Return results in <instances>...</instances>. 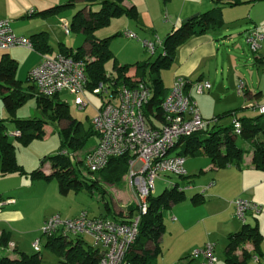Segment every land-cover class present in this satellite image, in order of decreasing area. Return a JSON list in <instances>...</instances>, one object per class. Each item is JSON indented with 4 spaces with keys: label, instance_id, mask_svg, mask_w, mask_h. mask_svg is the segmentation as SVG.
Listing matches in <instances>:
<instances>
[{
    "label": "crops",
    "instance_id": "obj_1",
    "mask_svg": "<svg viewBox=\"0 0 264 264\" xmlns=\"http://www.w3.org/2000/svg\"><path fill=\"white\" fill-rule=\"evenodd\" d=\"M32 1L0 0V18L10 21V26L16 35L30 38L34 34L44 31L47 33V40H49L56 35L59 29L63 31L60 25L61 20H66L70 26L71 20L69 21L68 17L71 15L65 14L64 8L51 15L40 14V12L56 6L49 5H64L68 0H46L39 3H32ZM261 3L264 2H244L236 6H224L222 10L223 25L220 28H213L202 35L192 36L180 45L176 50L171 67L162 70L160 73L163 86L166 89L165 95L177 78L185 79L187 82L208 81L211 88L201 95L204 97V103L195 102L192 96L196 93L190 86L188 87V93L195 102L201 117L207 120L235 109H246L245 112H254L248 107L251 103L264 105V94L262 92L253 94L248 84H244L242 77L237 75L235 49L230 47L233 42L232 31L236 22L248 18L256 26L258 22L264 23V13L258 14L255 11L256 4ZM122 6L125 8L134 7L136 11L134 20L121 17L125 18L123 22L128 29L125 32L134 33L141 43L144 40L152 39L154 35L163 43L165 37L180 27L183 20L212 9L215 6V1L123 0ZM259 10L263 11L264 9L259 8ZM258 29L262 31L261 28ZM263 41L264 34L262 33V40L259 42L260 47L256 52L262 48L261 43ZM21 49L24 48L0 50V60L3 55H6L15 60L18 66L22 59L16 55L17 51ZM35 53L40 58L37 62L39 64L43 54ZM254 61L264 71V55L255 56ZM38 64H34L28 73ZM133 73L134 71H129L127 75L134 77ZM240 83L243 84L242 91L245 92L242 105L235 104V91L237 95H240L237 93ZM240 112V117H252L242 115ZM95 139L96 145V136ZM203 158L207 163H203L199 175H197L198 178L195 179L188 175L184 158V169L186 177L189 178H179L172 182V184H179L180 187L188 186L189 188H186L185 191H191L192 196L188 201L185 195V199L179 204H175L171 209L176 212V216L170 217L172 225L167 234V244L164 242L165 229L161 236V254L157 258L156 264H202L203 259L193 257V253L208 243L214 245L216 257L214 264H226L227 237L231 233L240 231L243 224L236 217L232 204L233 200L237 198L255 202L262 206L261 213H248L245 221L246 224L256 226L262 236L259 252L257 253L250 243L244 244L241 249L235 252L236 261L239 263H245L250 259L258 263L259 258H254V256L252 258V255L257 253L264 257V172L253 167L251 153L244 156L241 167L229 165L218 169L208 157ZM42 169L45 174L49 173V166ZM3 178L6 180L3 183H6L8 187L0 189V201L5 202L0 211V234L4 232L8 236L7 250L16 249L26 254H33L32 242L39 239L43 222L47 217L53 215L50 211L45 210L41 218L34 220V212L44 193H48L50 188L51 191L55 190L53 183L55 180L34 179L29 181L27 176L22 177L17 174ZM210 182L213 183L212 186L201 195L202 187ZM195 195H198L199 198L201 196L203 201L194 203L192 197ZM8 200L13 201L8 203L6 202ZM179 206L181 209H177ZM260 216H263V228H261ZM164 245L166 248H162Z\"/></svg>",
    "mask_w": 264,
    "mask_h": 264
},
{
    "label": "trees",
    "instance_id": "obj_2",
    "mask_svg": "<svg viewBox=\"0 0 264 264\" xmlns=\"http://www.w3.org/2000/svg\"><path fill=\"white\" fill-rule=\"evenodd\" d=\"M77 1H83L85 6L74 14L70 28L85 35V44L79 46L75 51L67 48L64 44H60L58 54L84 62L87 90H92L98 83L107 81L108 75H112L118 82L129 87H132L136 80L144 82L151 91V98L144 108L150 121H153L152 118H160L161 103L166 96V89L163 86L160 73L162 70L171 67L177 48L192 36L202 35L213 28H220L223 25L222 10L224 6H236L244 2H264V0H214L215 6L212 9L187 18L186 22L165 37L162 43V53H159L155 60L131 66L118 65L114 59L111 71L108 72L105 65L114 58L109 47L110 38H97L94 33L98 28L109 24L113 18L126 17L134 20L136 18L135 8L123 7V0H99V9L92 11L89 6L96 3L97 0H68L66 4L50 7L40 12V14L51 15L59 9L73 6ZM82 13H84V17L81 15ZM30 39L35 52L51 54L46 32H38ZM16 69V61L3 55L0 60V99L5 109L13 112L28 97H35L38 109L43 113L50 111L51 115L48 118L50 121L65 122L66 125L59 130L61 139L59 153L45 158L42 163L43 165L45 163L50 164L49 173L45 174L43 167L26 172L17 164L15 145L9 140L8 135L3 132L5 125L4 121L0 120V177L17 174L29 176L32 180H55L59 194L63 196L71 189L98 188V180L88 186L78 179L74 169V165L78 163H75L69 156V154H72L71 152L83 150L90 136H96L92 126L90 125L89 131H83L81 123L70 115L68 105L57 101V95L51 98L38 95L28 76L26 78L28 87L25 89L22 82L15 78ZM129 71L135 72L134 77L131 78L127 75ZM239 112L240 109H235L216 117L218 124L180 140L174 150L179 149L177 154L183 157L187 155L208 157L218 169L229 165L241 167L244 156L251 153L253 167L264 172V115L240 117ZM232 113L236 115L241 123L240 135H235L230 125L220 126L219 124L222 117L230 118ZM12 121L16 126L15 131L20 133L18 137H15L16 142L20 144L26 145L31 140L41 138L45 134L46 120L36 118L13 119ZM204 132L206 136L202 134ZM238 137L246 143L248 148L238 145ZM63 151L68 154H62ZM130 160L131 157L128 155L110 158L107 165L99 171L102 180L108 184L120 182L122 177L129 171ZM180 178L188 179L189 177ZM184 199V189L177 183H174L171 188L165 189L158 196L153 195L148 198L147 212L141 217L136 240L125 257L129 264H156L157 258L161 254L160 240L165 229L161 219L162 210ZM192 201L201 203L203 198L195 195L192 197ZM106 209L110 210L108 204H106ZM134 211L135 206H129L128 216L131 217ZM42 238L45 239L43 247L52 251L57 256L60 264L99 263L100 255L98 251L90 246H84L82 239L61 236L44 238L41 235ZM261 239L262 236L256 226L243 223L240 231L231 233L227 237L226 264H242L236 261L235 252L246 243L252 244L254 250L258 253ZM7 245L8 236L3 232L0 234V264H43L40 256L41 246L39 251L26 254L16 249L9 251L6 249Z\"/></svg>",
    "mask_w": 264,
    "mask_h": 264
},
{
    "label": "built area",
    "instance_id": "obj_3",
    "mask_svg": "<svg viewBox=\"0 0 264 264\" xmlns=\"http://www.w3.org/2000/svg\"><path fill=\"white\" fill-rule=\"evenodd\" d=\"M60 25L68 35V22L61 20ZM124 36L138 40L131 32H125ZM261 40L262 35L258 28L247 34V44L252 52L259 49ZM142 45L150 56L162 53V42L156 35L150 40L142 41ZM11 48L34 51L30 38L16 35L10 21L0 18V50ZM28 78L40 96L51 98L66 92L74 97V104L79 109L87 105V78L82 60H74L60 54H43L40 63L28 73ZM189 86L196 94H204L211 88L208 81L187 82L182 78L175 79L161 103L160 118H152L153 121L149 120L144 111L151 98V91L140 80H136L134 85L129 87L108 75L107 81L98 83L90 90L101 98V104L91 120L97 142L84 156L83 164L88 172L96 173L107 165L110 158L130 156L128 178L133 189L135 211L131 217L127 215L123 219L90 217L86 212L69 219L53 214L46 218L40 228L44 238L61 236L83 239L87 236L93 242L92 248L100 255L98 264H129L125 257L136 240L141 217L147 212L148 198L153 196L154 192V181L164 177L163 173L179 178L186 176L184 157L177 153L170 155V152L180 140L218 124L216 117L208 120L201 117L188 93ZM242 90L243 84L240 83L237 93L241 94ZM248 107L264 115V105L251 103ZM229 120L233 133L240 135L241 123L234 113ZM19 135L18 131L11 133L13 137ZM62 154L68 153L63 151ZM212 184L210 182L202 187L200 194ZM186 188L189 187H183L184 190ZM4 204L5 202L0 201V211ZM232 204L236 217L242 223H245L248 213L259 214L262 211L260 204L242 198L233 200ZM40 241L41 239H36L31 244L35 252L40 250ZM193 257H201L202 264H214V245L205 244L193 253Z\"/></svg>",
    "mask_w": 264,
    "mask_h": 264
},
{
    "label": "rangeland",
    "instance_id": "obj_4",
    "mask_svg": "<svg viewBox=\"0 0 264 264\" xmlns=\"http://www.w3.org/2000/svg\"><path fill=\"white\" fill-rule=\"evenodd\" d=\"M46 0H33L32 3L42 2ZM57 4H52L53 6ZM256 12L264 13V10L261 11L259 8L264 9V3L256 4ZM48 6V7H49ZM85 6L83 2H75L73 6L66 7L65 14L69 16V21H72V17L75 13L82 10ZM92 11H97L100 7L99 0L96 3L89 6ZM47 8V7H45ZM42 10V9H41ZM83 17L84 13L81 14ZM125 18H113L110 23L106 26L98 28L94 35L97 38H110V50L112 51L114 58L109 60L105 69L110 72L114 59L118 65H131L153 61L157 57L150 56L144 49L141 41L135 39H128L124 36V33L127 27L124 25ZM254 27L261 28L260 34H264V23L261 24L258 22V25H254L249 21L248 18L242 19L240 22H236L235 28L233 29V42L230 47L235 49V68L238 69V76L242 77V82L247 83L250 91L253 94L262 92L264 94V71L263 68L257 65L254 61L255 56L264 55V41L261 43L262 48L258 52H252L249 45L246 44V37L249 31L254 29ZM235 30V31H234ZM262 32V33H261ZM85 35L81 32L72 30L70 28V34L66 35L62 30L56 33L54 37H51L48 40V44L51 48V54L56 55L59 53L60 44H64L67 48L75 51L79 46H84L85 44ZM22 59L19 61L17 66V71L15 78L22 82L23 87L27 88L28 83L26 81L28 70L34 65L38 64L40 60L38 54L30 50H18L17 55ZM135 75V72L133 73ZM234 92V91H231ZM234 94V93H233ZM202 94H193V99L195 102L204 103V97ZM243 94L237 95L235 91V104L242 105ZM205 96V95H204ZM57 101L66 103L68 105L70 115L80 122L83 131L87 132L90 130L91 120L95 115L96 109L101 104V98L90 90L85 91V101L87 105L79 109L74 104V97L69 95L66 92H61L57 95ZM235 105V106H238ZM241 108V107H240ZM240 114L247 116H257V111L254 112H245V110H240ZM51 115L50 111L43 113L38 109L36 104L35 97H28L21 105L17 106L13 112L5 109L2 100L0 99V119H3L5 125L3 132L8 135L9 140L15 145V158L19 166H21L26 172H31L32 170L39 169L41 167L49 166V163L42 164L45 158L56 155L60 151V136L59 130L65 127V122H52L48 118ZM221 116V115H219ZM218 116V117H219ZM43 119L47 121L45 124V134L41 138L31 140L26 145L16 142V138L11 136V132L16 130L15 123L13 119ZM220 126H227L229 124V119L222 117L220 120ZM206 136L205 132L202 133ZM95 136H90L87 139L85 147L83 150L71 152V159L78 164L74 165V169L78 175V179L86 183V185H91L92 182L98 180V188H88L82 187L77 190L71 189L66 195H60L57 189V183L54 181L55 190L44 193L41 201L38 203V207L35 209L34 220L41 218L45 210L51 212V214H59L63 219H69L78 216L81 212H86L88 216H106V217H116L124 218L128 215V207L134 205V195L133 189L130 185V180L128 178V173L122 177L121 181L118 183H106L102 180L100 172L88 173V170L84 166L83 159L85 154L90 151L95 145ZM238 145L248 148L246 143L240 138H237ZM179 149L173 150L170 152V155L177 153ZM248 153L246 154V156ZM185 158V168L188 175L193 176L195 179L198 178L200 169L203 166V163H207L205 158L202 156L193 157L187 155ZM245 161V160H244ZM165 180L161 178L154 181V196H158L165 189L172 187V182L179 179L175 175H170L163 173ZM196 175V176H195ZM20 176V175H19ZM18 177V176H17ZM24 177V176H22ZM31 181L32 179L28 176ZM4 178L0 177V189L8 187L6 183H3ZM33 181V180H32ZM165 181V182H164ZM182 181V180H181ZM180 182V181H179ZM3 183V184H2ZM30 183V182H29ZM198 183V182H197ZM186 199L190 201L191 191H185ZM183 201V200H182ZM181 201V202H182ZM207 201V199H206ZM180 203V202H179ZM178 203V204H179ZM106 204L109 205L110 210L106 209ZM175 204L169 205L162 210L161 219L165 227V239L164 242L167 244V234L172 225L171 216H176V212L171 209ZM181 209V206L177 207ZM165 214V215H164ZM261 228H263V216L259 217ZM264 229V228H263ZM41 239V234L39 235ZM45 239H41V250L40 256L43 264H60L57 256L50 250H47L43 247ZM84 246L93 247L92 240L85 236L82 239ZM166 248V246H162ZM258 257L259 262L256 263L252 259L245 261L242 264H264V257L259 256L257 253L252 255V258Z\"/></svg>",
    "mask_w": 264,
    "mask_h": 264
},
{
    "label": "water",
    "instance_id": "obj_5",
    "mask_svg": "<svg viewBox=\"0 0 264 264\" xmlns=\"http://www.w3.org/2000/svg\"><path fill=\"white\" fill-rule=\"evenodd\" d=\"M193 16H196V14H195V15H193ZM187 20H188V19H185V20H183V23H184V22H186Z\"/></svg>",
    "mask_w": 264,
    "mask_h": 264
}]
</instances>
